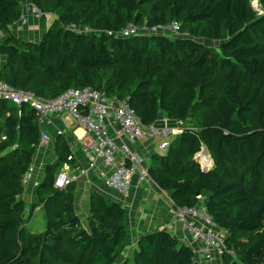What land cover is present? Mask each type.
<instances>
[{
	"label": "trees",
	"instance_id": "16d2710c",
	"mask_svg": "<svg viewBox=\"0 0 264 264\" xmlns=\"http://www.w3.org/2000/svg\"><path fill=\"white\" fill-rule=\"evenodd\" d=\"M28 1L53 22L37 42L9 31L0 80L46 98L104 88L127 98L145 125L164 115L181 122L168 149L151 155L150 176L177 205L203 203L228 232L222 264H264V0ZM23 8L0 0V34ZM173 21L179 34H116L130 23ZM40 134L30 104L0 99V264H195V250L165 229L143 233L133 247L126 207L101 193H91L82 219L75 186L54 185L58 166L73 160L64 142L35 189L46 228L26 232L20 195ZM202 146L214 159L207 171L195 156Z\"/></svg>",
	"mask_w": 264,
	"mask_h": 264
},
{
	"label": "built area",
	"instance_id": "2783aa9c",
	"mask_svg": "<svg viewBox=\"0 0 264 264\" xmlns=\"http://www.w3.org/2000/svg\"><path fill=\"white\" fill-rule=\"evenodd\" d=\"M26 12H31L38 17L50 14L27 1L24 4L23 14L17 21L18 24L19 22L22 24V21L26 20ZM14 24L8 25L7 28L10 29ZM68 27L78 33L91 32L88 27L75 24ZM158 31L179 34L180 25L175 21L168 24L140 27L130 23L116 34L128 37L141 32ZM0 99L7 100L18 107L24 103L30 104L36 110L38 120L42 124H49L52 121V115L68 113L78 125L85 127L93 135L92 138L86 137L82 145L89 166L93 165L97 157H103L112 167L111 174L105 179L106 186L118 191L124 198H128L132 194L135 177L139 181H145L151 177L146 160L134 147L135 143L145 135L162 136L164 140L160 143L159 150L164 152L170 145V137L181 132V129L169 125H145L127 98L111 95L104 88L71 87L56 97L46 98L33 91L18 88L0 80ZM58 133L61 134V130ZM49 139V133L42 129L40 143H46ZM205 148L201 147L196 158L202 170L207 171L213 167L214 163L211 156L205 153ZM72 156L71 154L68 158L72 159ZM33 170L34 166L31 164L24 178L29 179ZM71 183L72 178L65 171L59 172L54 181V185L61 189ZM170 200L175 204V220L189 232L194 242L200 243V251L206 260L212 258L213 251L223 254L226 250V238L220 231L214 229H218V226L207 213L205 205L199 203L194 206H179L171 197Z\"/></svg>",
	"mask_w": 264,
	"mask_h": 264
},
{
	"label": "crops",
	"instance_id": "0c3cea01",
	"mask_svg": "<svg viewBox=\"0 0 264 264\" xmlns=\"http://www.w3.org/2000/svg\"><path fill=\"white\" fill-rule=\"evenodd\" d=\"M27 1L22 0L23 5ZM48 16L51 19H48ZM52 16L54 15L46 14L45 16L38 17L28 12L27 21L22 23L20 30L14 33L10 32L17 38L37 42L41 39L45 28L53 22ZM33 17L38 20L32 22L31 18ZM8 35V30H3L0 34V42L4 41ZM1 58L2 56H0V63L2 62ZM154 124L158 126L169 125L178 129H181L182 126L181 122L169 119L166 115L159 118ZM39 126L41 130L44 129L49 133L50 139L46 143L39 144L32 162L34 170L31 177L24 180V192L20 195V199L26 205L25 218L29 214L31 205H34L33 211L40 212L43 210V205L39 203L35 189L44 178L46 166L58 163L61 154L58 147L64 142L67 145L69 153L73 155V160L64 161L62 165L58 166L56 175L61 171H65L72 178V184L75 186V207L82 219H86L88 216L91 193L98 192L107 198L121 202L126 207L130 232L129 239L133 247L137 238L143 233L156 229H165L175 235L181 242L190 245L194 250H201L200 245L192 242L187 232L175 220V204L170 200L171 194L160 188L152 177L145 181H139L135 177L133 179L132 195L124 198L121 193L106 186L105 179L111 174L112 167L107 164L103 157H97L93 165L89 166V161L83 153L82 145L86 137L92 138L93 135L85 127L78 125L75 119L68 113L52 115V121L49 124L39 122ZM60 130L61 134L58 133ZM173 135L170 137V140L173 138ZM163 140L164 137L162 136L145 135L135 143L134 147L144 156L148 167L153 153L165 152L159 150V145ZM211 158L214 163L212 156ZM201 202H205L204 199ZM32 213L30 217L33 216ZM217 230L227 238V231L219 227ZM241 240L244 241L245 238H241ZM196 261L200 264H222L223 254L213 251L212 259L206 260L203 253L198 251L196 252Z\"/></svg>",
	"mask_w": 264,
	"mask_h": 264
},
{
	"label": "rangeland",
	"instance_id": "374dc122",
	"mask_svg": "<svg viewBox=\"0 0 264 264\" xmlns=\"http://www.w3.org/2000/svg\"><path fill=\"white\" fill-rule=\"evenodd\" d=\"M255 6V7H254ZM260 6V4H259V1H254L253 2V7L254 8H256L257 9V7H259ZM27 14H28V12H26L25 13V17H26V20L25 21H22V23H25L26 21H27ZM29 19V18H28ZM32 19V22L33 21H35V20H38V19H35V17H33V18H31ZM31 19H29V20H31ZM48 19H51V18H49V16H48ZM52 23V22H51ZM22 27V24H21V22H19V24H18V22L17 23H15L10 29H8V32L9 31H12L13 33L15 32V31H19L20 30V28ZM209 45H212V44H218V42H211V43H208ZM2 60H3V57L1 58ZM207 154L209 155V156H211L210 155V152L208 151L207 152ZM213 165V164H212ZM24 180H27L26 178H24ZM132 195V194H131ZM201 200H202V198H201ZM33 216H29V214H27L26 215V219H27V222H26V224H25V231L26 232H41V231H43V230H45V228H46V216H45V212H44V209L42 210V211H40V212H37L36 210L35 211H33ZM178 223V222H177ZM179 224V223H178ZM180 225V224H179ZM181 226V225H180ZM182 228V227H181ZM183 230H185L184 228H182ZM216 231H217V228H214ZM186 232H187V234H188V236H189V239L192 241V242H194L193 240H192V238H191V235L189 234V232L187 231V230H185ZM195 243H198V242H195ZM199 245H200V243H198ZM200 247H201V245H200ZM196 251L195 252H198V251H200V250H197V249H195ZM129 253V252H128ZM121 258H123V257H121ZM210 259H212V258H210ZM209 259V260H210Z\"/></svg>",
	"mask_w": 264,
	"mask_h": 264
},
{
	"label": "water",
	"instance_id": "95a60500",
	"mask_svg": "<svg viewBox=\"0 0 264 264\" xmlns=\"http://www.w3.org/2000/svg\"><path fill=\"white\" fill-rule=\"evenodd\" d=\"M199 41H202V39H200ZM204 42L206 43V44H208V43H211V42H218V41H211V40H204ZM209 45V44H208ZM212 45H215V44H212ZM217 45V44H216ZM208 152V149L207 148H205V153H207ZM195 264H200L198 261H196L195 262Z\"/></svg>",
	"mask_w": 264,
	"mask_h": 264
}]
</instances>
